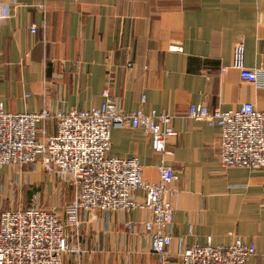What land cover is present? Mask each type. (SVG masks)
<instances>
[{"label": "crops", "instance_id": "1", "mask_svg": "<svg viewBox=\"0 0 264 264\" xmlns=\"http://www.w3.org/2000/svg\"><path fill=\"white\" fill-rule=\"evenodd\" d=\"M238 42L261 89L233 68ZM106 91L125 113L172 116L171 260L195 244L227 246L239 237L256 247L248 264H264V171H224L219 130L187 118L201 103L224 112L250 103L264 112V0H0V104L9 113L90 111ZM38 130L43 141L56 123ZM111 143L109 157L137 158L144 180L158 181L162 157L142 131L114 130ZM50 174L42 156L0 168V213H63L74 190ZM79 220L63 264H158L144 228L150 211H82Z\"/></svg>", "mask_w": 264, "mask_h": 264}, {"label": "built area", "instance_id": "2", "mask_svg": "<svg viewBox=\"0 0 264 264\" xmlns=\"http://www.w3.org/2000/svg\"><path fill=\"white\" fill-rule=\"evenodd\" d=\"M2 16H8L3 10ZM33 28L31 33H35ZM233 68L242 81L261 89L259 72L246 67L245 46H234ZM98 109L72 111L68 114H11L0 104V168L34 164L42 156L44 168L74 190V199L64 213L39 208L4 211L0 216V264H63L71 252L70 233L78 232L80 212H126L148 210L152 220L144 224L151 251L158 264H248L256 247L242 238L227 246L195 244L172 261L173 238L167 233L174 222L176 209L171 201L172 186L178 175L165 164L172 155L167 146L177 133L169 113L158 114L142 109L125 113L110 93ZM187 118L205 122L220 132V164L224 171L243 168L264 171V112L253 104L224 112L206 104H192ZM56 123L54 135L44 136L39 123ZM127 128L140 130L150 138L156 154L162 157L157 167L156 183L145 181L137 158L109 157L111 134ZM138 192L144 199L140 201ZM264 198V187H263ZM69 233V234H68Z\"/></svg>", "mask_w": 264, "mask_h": 264}, {"label": "rangeland", "instance_id": "3", "mask_svg": "<svg viewBox=\"0 0 264 264\" xmlns=\"http://www.w3.org/2000/svg\"><path fill=\"white\" fill-rule=\"evenodd\" d=\"M19 193H22L21 194V200H24L25 198V193L23 192V189L19 192ZM5 211H14V210H5ZM4 212V211H3ZM2 213V212H1ZM1 213H0V216H1ZM64 213V212H63ZM69 234V233H68ZM70 242V241H69Z\"/></svg>", "mask_w": 264, "mask_h": 264}]
</instances>
